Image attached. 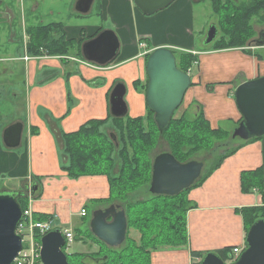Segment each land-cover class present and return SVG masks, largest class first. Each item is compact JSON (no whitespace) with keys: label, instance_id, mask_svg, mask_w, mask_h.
I'll return each instance as SVG.
<instances>
[{"label":"crops","instance_id":"obj_1","mask_svg":"<svg viewBox=\"0 0 264 264\" xmlns=\"http://www.w3.org/2000/svg\"><path fill=\"white\" fill-rule=\"evenodd\" d=\"M40 2L33 1L30 5L34 8L29 27L59 24L57 31L61 29L66 40L81 47L103 31L111 30L120 43L117 57L105 66L95 64L98 67L88 64L90 62L82 56H76L82 63L78 65L72 61V54L40 60L24 47L21 55L15 52L14 57H0V102L2 94L4 97L12 95L15 101L23 96L21 100L24 101L22 113L7 125L22 124L20 145L6 147L2 140L5 129L0 133V193L22 192L25 186L37 184L34 196L26 194V208L35 219L49 221L55 230L80 232L81 224L89 216V206L93 207V214L117 204L110 201L111 185L107 175L74 179L63 169L69 163L64 153L63 136L89 121L107 120L111 116L110 95L118 83L126 86L128 113L123 119L142 118L148 114L146 92L139 94L133 84L137 80L143 83L147 77L149 57L145 60L142 56L148 52L140 47L141 40L146 41L149 54L158 48L170 49L176 55L196 56L198 52L199 56L186 72L191 76L192 85L183 107L186 111L196 108L213 129L233 133L242 121L234 100L236 88L264 77V45L257 46L254 42L264 33V17H253L250 21L253 36L244 47L216 49V38L213 43L198 48L192 22L195 2L191 0H176L153 16L143 15L133 0H94L86 14L77 12L76 3L71 1L67 7L62 3L54 7L57 6L55 2L52 9L44 7L43 10H39ZM21 6L23 11L27 9L24 4H19V9ZM3 11L1 23H5L6 10ZM16 11L11 13L15 15ZM12 31L15 37L17 34ZM27 31L20 33L22 42L19 45L29 43L31 37ZM8 38L0 35V46L13 47L15 38L11 42ZM28 55L33 59L25 61ZM194 68L196 74L193 76ZM238 141L236 151L187 195V200L195 206L186 215L187 244L150 249V264H199L201 259H193L192 252L245 250L249 230L240 211L264 206V137ZM258 170L260 190L243 192V174ZM82 209H86V217L80 216ZM126 216L128 221L127 212Z\"/></svg>","mask_w":264,"mask_h":264},{"label":"trees","instance_id":"obj_2","mask_svg":"<svg viewBox=\"0 0 264 264\" xmlns=\"http://www.w3.org/2000/svg\"><path fill=\"white\" fill-rule=\"evenodd\" d=\"M211 2L213 13L218 16L220 15L218 24H214L217 27L218 36L221 33L219 37L217 36L218 39L215 48L244 47L247 45V43H249L248 41L253 36L250 21L253 17H264V0H251L248 3L242 4H239V2L236 3L233 0H211ZM58 27H60L59 24H51L37 28L29 27L28 34L31 39L28 43V53L36 57L45 54L51 57H68L74 54L71 51L75 48L78 52L77 54H81V45H76L73 44L72 41L66 40L62 30L59 29V31H57ZM173 53L176 55L175 52ZM79 56L81 57L82 55ZM180 56L181 59L177 58L176 55L177 66L180 70L187 72L188 67L192 65V62H194L196 58L191 54L184 53ZM181 62L182 67L180 65ZM137 83L138 82H134V84L138 85ZM151 115H153V113L148 111V117L145 120L150 127L149 131L145 130L143 127L145 123L143 118H126L125 120L113 118L112 121L114 122H121L123 120V123H125H122L121 127L117 128L119 133L118 140L121 145H119L121 148L118 149H120L119 153L122 165L119 177L115 178L112 175V165H110L114 163L113 150L117 147L111 138V134L116 138L118 134L111 133L110 136H107L103 130L105 125L111 121V117L102 121H89L77 131L63 136L64 153L69 158L68 165L64 166L63 169L74 179L85 175H107L111 185L110 201H113L118 198H123L124 192L135 190L138 184L142 182L140 176L142 175L141 169H144V167L149 169L148 179H151V164L142 167V160H145V158L147 159L148 156L147 154H143L145 156L142 155L144 157L142 158V152H137V155H135V152L132 153L131 151L135 150L133 149L134 143H140L142 141L141 144L143 147L151 148L154 145L155 136L167 137V135L172 134L171 137H173V139L171 142L176 144L177 147H179L180 140L195 146L207 143L208 140L211 139V134L220 131L211 129L209 123L201 113L193 122H185L184 117L179 119L174 118L169 129L163 134H160L154 120L150 118ZM189 126L198 133H202L200 130H208L209 135L202 136L194 132L187 136L189 131L187 128H189ZM226 144L229 143L226 142ZM129 149H131V151ZM236 149L237 148H233L227 152L211 171L201 179V182L219 168L222 161L226 157L232 155ZM131 153L134 155L131 156ZM171 154L179 161L175 152ZM258 175H260V170L243 174V192L249 193L253 189L260 190L261 182L258 179L260 177ZM199 184L200 183L197 182L192 187H196ZM189 189L184 192L186 193ZM148 193L151 196L149 201L145 203H135L127 207L123 206L126 209L128 217L133 219L131 222L132 226H135L141 232V245L134 246L133 244L135 243L132 241V243L127 245L120 253L116 251L107 253L115 256L104 255L99 257L90 255L95 257V263L93 264H150V249L156 250L157 246L176 247L185 246L187 244L186 215L188 211L195 207L194 204L189 202L187 198L181 196L183 192L181 195L175 197L156 196L150 194V192ZM25 194H27V192H25ZM34 194L32 196H34ZM20 199L19 203L22 209L26 210L27 206L24 205ZM240 213L245 220L247 230H249L255 222L264 220V206L243 209ZM35 220L41 221L40 219ZM94 239L101 247L109 248L96 238ZM109 249L111 250L112 248ZM232 252V250H221L215 253L224 262H231ZM207 254L209 253L192 252L191 256L193 259L198 258L202 260ZM87 256H89V254H80L78 257V264H87L85 260Z\"/></svg>","mask_w":264,"mask_h":264},{"label":"water","instance_id":"obj_3","mask_svg":"<svg viewBox=\"0 0 264 264\" xmlns=\"http://www.w3.org/2000/svg\"><path fill=\"white\" fill-rule=\"evenodd\" d=\"M94 0H78L75 9L81 14L90 11ZM145 16H153L167 9L176 0H133ZM218 30L212 25L207 32L206 44L213 43ZM264 45V33L254 41ZM120 51L116 34L103 31L81 47L83 59L100 66L111 63ZM148 79L145 94L148 111L153 113L160 134L167 131L175 114L181 108L185 95L192 85L191 76L177 67L176 56L170 49L154 50L146 63ZM126 86L118 83L110 95V113L113 118L123 119L128 109L125 102ZM234 100L242 121L233 131L231 138L248 141L264 137V77L238 86ZM22 124L11 125L3 132V142L8 148L20 145ZM116 142V137L111 134ZM118 147V145L116 144ZM203 163L179 162L171 153L158 155L153 162L149 192L156 196L175 197L191 188L200 178ZM37 185L25 186L24 191L32 196ZM24 191L0 193V264H13L23 247L22 237L16 233L22 220L23 209L19 199L26 197ZM89 229L94 238L109 248L121 246L127 235L128 221L125 208L113 204L93 212ZM65 239L60 230H54L41 239V261L43 264H69L63 251ZM199 264H227L216 253L205 255ZM230 264H264V220L255 222L246 236V248L239 258Z\"/></svg>","mask_w":264,"mask_h":264},{"label":"rangeland","instance_id":"obj_4","mask_svg":"<svg viewBox=\"0 0 264 264\" xmlns=\"http://www.w3.org/2000/svg\"><path fill=\"white\" fill-rule=\"evenodd\" d=\"M33 1H41L39 3V10H43V8H48V9H52V5L53 3L57 2V6L54 7H59L62 3L63 7H67L68 3L71 1L72 4L76 3L75 0H0V21H2L3 17L1 14V11L6 10L5 14H4V19H5V23H1L0 24V28H2V32L0 29V35L2 36H9L8 41L10 40H14L15 44L13 47L10 46H5L2 45L0 46V57H5L6 55H9V57L13 56L14 57V53L17 52V55H21L20 50L21 48H28V41H26V44L19 45L22 42V38H20V33H22L23 30H27L31 24V19L33 18L32 15V10H33V6L30 7V5L33 3ZM193 3L195 2L194 6V12H193V36L195 37L196 41L198 42V48H201L202 46L205 45L206 40H207V32L209 30V28L214 25V24H218V15H215L213 13L212 10V2L211 0H191ZM222 1H226V0H222ZM239 4L242 3H248L251 0H238ZM19 4L21 5H25V11H23V6L20 7L19 9ZM75 5H73L74 7ZM30 7V8H28ZM3 9V10H2ZM14 9H17L15 15L11 13L14 12ZM4 12V11H3ZM51 16V13H50ZM73 22V21H72ZM105 23V22H104ZM258 30V28H256ZM15 31V37L13 31ZM220 30V29H219ZM29 31V30H28ZM27 31V32H28ZM4 32V33H3ZM26 33V31H25ZM221 34V33H220ZM219 34V36H220ZM218 36V37H219ZM217 41V40H216ZM11 42V41H10ZM140 47L142 49H144L145 51H147V54H142V56L145 58V60L150 56L149 51L150 48L148 47L146 41L141 40L139 42ZM207 46V45H206ZM214 46V45H212ZM71 52H73L74 54H72L71 57L72 61H74V63L80 65L82 64L76 56L82 55L81 54H77L78 52L76 51V49L74 48ZM5 55V56H4ZM181 53L177 54V58L181 59ZM196 56H194L195 58H197L198 52L197 54H195ZM148 56V57H147ZM40 58V60L43 58V60H47L49 59V57L47 54L43 55V56H38ZM83 57V56H82ZM38 58V59H39ZM33 59V58H32ZM83 60V59H82ZM84 61V60H83ZM66 61H63V64ZM80 62V63H78ZM193 63V62H192ZM197 63V62H196ZM92 66L98 67L93 63H88ZM181 67H182V62L180 63ZM196 69L194 68L192 75L194 76L196 74ZM147 76V75H146ZM147 78V77H146ZM144 79L143 83L141 82V80H137L135 81L138 82L136 84H134V88L137 92H139V94H145L146 92V85H147V79ZM18 87L20 88L21 84L19 83L20 80H18ZM23 89V88H22ZM1 98L3 99V101L0 102V133L4 131V129L6 130L8 127L7 125H9L14 119H17V116H19L22 113V106L24 104V101L21 100L23 99V96L20 97L19 99H17L16 101L12 98V95H7L4 97V94L1 95ZM185 104L182 105V107L178 110V112L175 114V118L179 119V118H183L185 122H193L194 120H196L199 115L200 112L197 111V109L195 110H190V111H186V109H184ZM197 111V113H196ZM148 114L145 117H142L144 119V129L149 131L150 127L147 125V122L145 121L147 119ZM110 120L108 124L105 125V127L103 128L105 134H107V136H110L111 133L114 134H118L117 138H116V142L115 144L118 145V147H116L113 150V154H114V163L110 164L112 165L111 168V172L112 175L117 178L120 176V170L122 168L121 165V161H120V149L119 147L120 143L118 140V136L119 133L117 131V128L121 127L123 120L120 122H114L113 117L110 116ZM203 117L205 118V116L203 115ZM151 119L154 120V115L150 116ZM125 120V119H124ZM125 124V123H123ZM7 127V128H5ZM209 127L211 128L210 124ZM213 129V128H211ZM188 133L187 136L193 134L195 131L189 126V128H187ZM213 130H220L217 133L211 134L210 138L208 140L207 143L204 144H199V145H195L192 146L190 143H187L183 140L179 141V147H177L176 144L172 143V139L173 137H171L172 134L167 135V137H163V136H155V140H154V145L150 148V147H143L142 146V141L140 143H134L133 144V151H131V149H129L132 153L135 152V155H137V152H142L141 157L144 158L143 154H147L148 158L145 160H142V167L150 165L153 167V162L154 159L163 153H172L175 152L177 154V158L179 159V161H181V163H188L191 161H197V162H202L204 167L202 170V174L200 176V178L196 181V183H201V179L209 172L211 171V169L219 162V160L226 155L227 152H229L230 150H232L233 148H235L240 142L238 141V139L232 140L231 139V131L230 130H226V129H213ZM202 133H198L195 132L196 134H200L202 136H207L209 135L208 130H200ZM2 137V136H1ZM3 140V137H2ZM226 142H228L229 144H226ZM121 146V145H120ZM179 148V149H178ZM178 149V150H177ZM111 150V149H110ZM179 151V152H178ZM131 153V156H133L134 154ZM179 153V154H178ZM143 155V156H142ZM152 169V168H151ZM142 175L140 176V180L143 182H141L140 184H138V186L135 188V190H131L130 192H124L123 193V198H118L115 199L113 201L117 202V204L122 205V206H130L133 205L135 203H139V202H147L151 199V196L149 195V188H150V183H151V179L149 180V169H147L146 167H144V169H141ZM139 177V176H138ZM151 177H152V172H151ZM150 177V178H151ZM194 187L190 188L186 193L183 192L181 195L183 198H187L188 193L193 189ZM180 196V197H181ZM21 202L24 205H28L27 204V198H22L20 199ZM182 202V201H181ZM93 207L89 206V216L86 219V221L81 224L80 226V233H74V239L72 243H68L65 248L63 249V251L65 252V254L67 255L68 258V262L69 264H78V257L80 254H89L92 256H99L102 257L104 255H109V256H115V255H111V254H107L108 252H122L127 245H129L130 243H132V241L135 243L133 244L134 246H139V244L141 245V232L139 231V229H137L135 226H132V218L128 217V231H129V235H126V239L123 243V246L119 247L118 249H109V248H104L101 247L96 240L94 239L93 235L90 232L89 229V225H88V220L90 221V216H92L91 211H92ZM34 241L36 243L40 242V239L38 236H36V238H34ZM29 243L31 244V237L29 238ZM36 243H34V246L37 248L39 247Z\"/></svg>","mask_w":264,"mask_h":264},{"label":"built area","instance_id":"obj_5","mask_svg":"<svg viewBox=\"0 0 264 264\" xmlns=\"http://www.w3.org/2000/svg\"><path fill=\"white\" fill-rule=\"evenodd\" d=\"M25 61L32 60L31 56H26L24 58ZM81 217L87 216L86 209H82L80 212ZM54 227L52 224L48 222L43 221H36L33 217V213L26 209L23 210V216L22 220L20 221L16 233L22 237V243L23 247L22 250L19 252L17 258L14 260L13 264H43L41 261V255H40V249H41V239L49 234L50 232L54 231ZM64 239H65V245L68 243H72L74 236L73 233L64 231L62 232ZM36 236L39 237L40 242L36 243L34 241V238ZM31 237L32 243H29V238ZM34 243H36L39 247L34 246ZM242 254V250L239 248H234L232 252V260L231 262H235L239 256Z\"/></svg>","mask_w":264,"mask_h":264},{"label":"flooded vegetation","instance_id":"obj_6","mask_svg":"<svg viewBox=\"0 0 264 264\" xmlns=\"http://www.w3.org/2000/svg\"><path fill=\"white\" fill-rule=\"evenodd\" d=\"M233 1H235L236 3L239 2L238 0H233ZM21 250H22V249H21ZM85 260H86L87 264H88V263H92V264L95 263V261H94V260H95V257H92V256H90V255L87 256V257L85 258Z\"/></svg>","mask_w":264,"mask_h":264}]
</instances>
